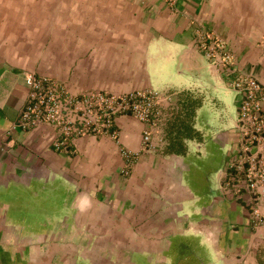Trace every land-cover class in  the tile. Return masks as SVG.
Returning <instances> with one entry per match:
<instances>
[{"label": "crops", "instance_id": "crops-1", "mask_svg": "<svg viewBox=\"0 0 264 264\" xmlns=\"http://www.w3.org/2000/svg\"><path fill=\"white\" fill-rule=\"evenodd\" d=\"M263 34L264 0H0V264H264V206L255 226L228 167L232 81L255 78L264 111ZM28 73L72 93L153 90L157 113L57 149L51 125L12 128Z\"/></svg>", "mask_w": 264, "mask_h": 264}, {"label": "built area", "instance_id": "built-area-1", "mask_svg": "<svg viewBox=\"0 0 264 264\" xmlns=\"http://www.w3.org/2000/svg\"><path fill=\"white\" fill-rule=\"evenodd\" d=\"M172 4L175 0H165ZM199 44L207 58L215 59L220 51L215 44H206L205 35L199 34ZM260 44L264 49V34ZM218 50V51H217ZM222 60L229 59L222 55ZM28 87L27 99L12 128L29 130L39 124L55 128L58 137L57 149H65L70 141L83 135H111L116 117L129 115L141 122H153L159 93L153 90H130L116 94L99 90L70 92L62 83L28 73L25 77ZM232 87L240 95L235 128L239 153L228 165L235 169L241 184L251 195L250 212L253 224L263 221L260 207L264 206V111L261 86L253 77H238ZM149 130H144L142 144L150 149ZM126 158L131 153L122 151Z\"/></svg>", "mask_w": 264, "mask_h": 264}, {"label": "trees", "instance_id": "trees-1", "mask_svg": "<svg viewBox=\"0 0 264 264\" xmlns=\"http://www.w3.org/2000/svg\"><path fill=\"white\" fill-rule=\"evenodd\" d=\"M198 184V183H197Z\"/></svg>", "mask_w": 264, "mask_h": 264}]
</instances>
